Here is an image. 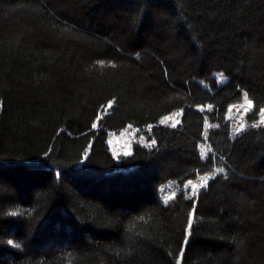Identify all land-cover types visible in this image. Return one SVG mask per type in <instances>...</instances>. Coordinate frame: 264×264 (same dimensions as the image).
<instances>
[{"label": "trees", "instance_id": "trees-1", "mask_svg": "<svg viewBox=\"0 0 264 264\" xmlns=\"http://www.w3.org/2000/svg\"><path fill=\"white\" fill-rule=\"evenodd\" d=\"M262 107L264 0H0V264H264Z\"/></svg>", "mask_w": 264, "mask_h": 264}, {"label": "rangeland", "instance_id": "rangeland-1", "mask_svg": "<svg viewBox=\"0 0 264 264\" xmlns=\"http://www.w3.org/2000/svg\"><path fill=\"white\" fill-rule=\"evenodd\" d=\"M247 100V98H244L240 103L234 104L235 107L231 111H228V117L231 119L234 126L240 127L241 124L246 125L245 117L248 112L245 113L244 109L248 107ZM257 121L262 123L260 115ZM135 136V131L129 128L121 132L113 133L109 137V146L114 154L128 153L131 150Z\"/></svg>", "mask_w": 264, "mask_h": 264}, {"label": "snow or ice", "instance_id": "snow-or-ice-1", "mask_svg": "<svg viewBox=\"0 0 264 264\" xmlns=\"http://www.w3.org/2000/svg\"><path fill=\"white\" fill-rule=\"evenodd\" d=\"M100 63H103V61H100ZM243 95L245 97H247L248 96V92L245 91L243 93ZM112 103L113 102L110 100L108 102V106L111 107ZM247 105H248V107H246L244 109V112L245 113H247L248 111H250L254 107V102L249 99V100H247ZM198 107H201V109L203 110V106L202 105H198ZM209 107H211V106H209ZM234 107H235V105H229V111H231ZM259 114H260V116L262 118V123H264V107H262V108L259 109ZM169 119L170 118L168 116L162 117V122H165L166 123V122L169 121ZM244 127H245V125L241 124L240 128H238L236 131L239 133ZM152 143L155 144L156 141L153 140ZM217 171L223 172L224 169H217ZM189 185H191L192 188H193V190L195 191V189H197L198 187L206 186L207 185V180L205 179L204 182H203V184H195L191 179H189V180H187V182L185 184V188H187ZM174 195L175 194L173 193V196ZM191 226H192L191 225V220H189L188 228L191 229Z\"/></svg>", "mask_w": 264, "mask_h": 264}]
</instances>
